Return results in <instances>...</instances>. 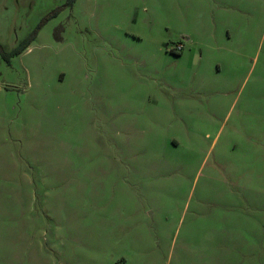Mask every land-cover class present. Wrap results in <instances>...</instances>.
Here are the masks:
<instances>
[{
  "label": "rangeland",
  "instance_id": "obj_1",
  "mask_svg": "<svg viewBox=\"0 0 264 264\" xmlns=\"http://www.w3.org/2000/svg\"><path fill=\"white\" fill-rule=\"evenodd\" d=\"M0 264H264V0H0Z\"/></svg>",
  "mask_w": 264,
  "mask_h": 264
},
{
  "label": "built area",
  "instance_id": "obj_2",
  "mask_svg": "<svg viewBox=\"0 0 264 264\" xmlns=\"http://www.w3.org/2000/svg\"><path fill=\"white\" fill-rule=\"evenodd\" d=\"M181 48H182L181 44H178L177 47H176L177 50H180Z\"/></svg>",
  "mask_w": 264,
  "mask_h": 264
}]
</instances>
